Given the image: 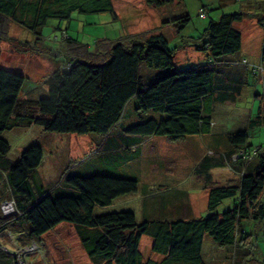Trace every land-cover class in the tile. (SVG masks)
Wrapping results in <instances>:
<instances>
[{
  "label": "trees",
  "instance_id": "16d2710c",
  "mask_svg": "<svg viewBox=\"0 0 264 264\" xmlns=\"http://www.w3.org/2000/svg\"><path fill=\"white\" fill-rule=\"evenodd\" d=\"M174 1L145 0L153 8ZM199 11L200 18L206 19L208 10L201 7ZM73 12L109 13L118 19L111 0H0V54L10 23L38 37L39 43L49 20L67 22ZM244 15L222 14L208 22L199 49L209 65L171 72L149 85L143 84L142 64L152 69L174 68L176 50L169 48L162 35L105 38L89 51L61 30L64 53L43 86L37 87L41 93L25 92L24 75L0 68V186L6 188L0 192V205L9 202L13 207L9 215L0 209V235L7 231L11 242L22 250L43 242L41 238L58 225H71L92 264H205L201 252L208 236L221 248L231 247L234 263L240 264L252 240L246 225L252 230V225L264 221V144L252 146L247 131L226 134L225 147L197 155L192 174L207 192L205 217L154 223H137L130 211L96 213L97 208L136 192V180L102 174L70 175L63 177L64 184L57 182L46 188L36 177L44 160L41 146H27L15 160L9 157L11 146L3 135L31 126L54 134H96L106 158H121L127 152V158H122L125 161L115 166L118 173L123 172V163L137 157L146 138L178 142L210 134L215 105L234 103L247 85V75L254 80L264 75L262 17L258 19L263 29L260 64L227 59L241 50V35L235 24ZM170 20L183 28L189 17L180 14ZM131 99L136 107L124 118ZM248 116V128L264 126V98H260L256 113ZM115 131L122 135L110 138ZM214 170H227L232 177L219 184L213 179ZM227 200L232 206L219 212ZM145 234H151L146 236L152 237L150 250L159 256L158 261L146 259L140 252ZM25 254L15 250L10 254L0 245V256L10 264H26Z\"/></svg>",
  "mask_w": 264,
  "mask_h": 264
},
{
  "label": "rangeland",
  "instance_id": "374dc122",
  "mask_svg": "<svg viewBox=\"0 0 264 264\" xmlns=\"http://www.w3.org/2000/svg\"><path fill=\"white\" fill-rule=\"evenodd\" d=\"M111 1L118 16L117 20L109 13L83 15L73 12L70 21L49 20L41 30L39 43L36 42L38 37L10 23L8 40L1 42L0 68L24 75L25 92L41 93V89L37 87L43 86L42 83L57 65L56 62H61L60 54L64 53L65 46L60 42L61 30H66L69 38L76 39L89 51L94 50L97 42L105 38L116 40L134 34L143 37L162 35L168 40L169 48L176 50L174 68L168 71L148 68L142 64L140 71L143 84L149 85L171 72L209 65L205 53L199 49L204 28L210 20L216 21L222 14L236 12L245 14L242 21L235 24V29L241 35V50L227 59L231 61L246 53L253 54L262 45L263 29L258 24V19L264 18V0H175L172 4L159 8L147 6L145 0ZM201 7L208 10L206 19L199 16ZM180 14L189 17L188 24L183 28H177L175 22L170 20ZM58 26L60 29H57ZM247 80V85L242 87L241 94L234 103L215 105L211 114L214 123L210 134L178 142H170L164 137L146 138L137 157L123 163L124 173H115V166L125 161L122 158H127V152L121 158H106L103 156L104 149L99 148L100 136L96 134H54L31 126L14 129L5 133L3 138L11 146L9 157L15 160L27 146H41L44 160L36 177L46 188L57 182L64 184L63 177L70 175L102 174L137 181L136 192L117 198L108 207L97 208V214L130 211L137 223L205 217L207 192L202 190L200 181L197 182L192 174L198 161L197 155L203 156L208 149L225 147L226 134L238 131L248 132V142L252 146L264 144V126L250 129L247 123L250 118L248 115L256 113L260 98H264V75L255 80L247 75ZM135 107V100L131 99L127 103L124 118ZM114 134L116 137L122 135L115 131L109 137L114 138ZM131 153H134V149H131ZM212 175L219 184L232 177L227 170H214ZM4 189L6 190L5 186H0V192ZM231 206L232 201L227 200L218 211L222 212ZM0 209L5 215L13 213L12 204L9 202H2ZM154 226L156 225H153V229ZM249 227V224L246 225L247 234L251 232L252 240L246 248L247 256L239 260L240 264H264V221L252 225V230ZM8 234L4 231L0 235V245L10 254L14 250L20 254L26 251V264H92L71 225H58L41 238L43 242L22 250H19L15 242H11V235ZM151 234H145L141 238L140 252L144 258L158 261L159 256L152 254L150 250L152 237L146 236ZM232 256L231 247L221 248L205 236L201 252L205 264H237ZM0 264L10 262L1 255Z\"/></svg>",
  "mask_w": 264,
  "mask_h": 264
},
{
  "label": "crops",
  "instance_id": "0c3cea01",
  "mask_svg": "<svg viewBox=\"0 0 264 264\" xmlns=\"http://www.w3.org/2000/svg\"><path fill=\"white\" fill-rule=\"evenodd\" d=\"M261 49H262V45L260 47L259 50H257L255 53L253 54H244L242 55V57L240 59L242 60H246L249 64L252 65H259L260 64V60H261Z\"/></svg>",
  "mask_w": 264,
  "mask_h": 264
}]
</instances>
